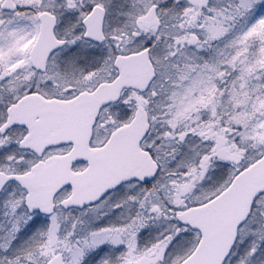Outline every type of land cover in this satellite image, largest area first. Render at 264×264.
<instances>
[{"label": "snow or ice", "instance_id": "snow-or-ice-1", "mask_svg": "<svg viewBox=\"0 0 264 264\" xmlns=\"http://www.w3.org/2000/svg\"><path fill=\"white\" fill-rule=\"evenodd\" d=\"M0 264H264V0H0Z\"/></svg>", "mask_w": 264, "mask_h": 264}]
</instances>
